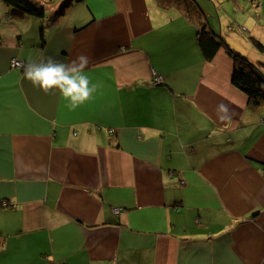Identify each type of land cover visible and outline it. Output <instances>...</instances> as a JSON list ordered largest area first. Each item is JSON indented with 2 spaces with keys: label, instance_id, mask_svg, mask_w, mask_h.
<instances>
[{
  "label": "crops",
  "instance_id": "0c3cea01",
  "mask_svg": "<svg viewBox=\"0 0 264 264\" xmlns=\"http://www.w3.org/2000/svg\"><path fill=\"white\" fill-rule=\"evenodd\" d=\"M188 1L201 18L185 0H53L43 20L0 4V264H264V105L197 41L204 21L264 72V0ZM81 55L100 86L75 110L11 66Z\"/></svg>",
  "mask_w": 264,
  "mask_h": 264
},
{
  "label": "trees",
  "instance_id": "16d2710c",
  "mask_svg": "<svg viewBox=\"0 0 264 264\" xmlns=\"http://www.w3.org/2000/svg\"><path fill=\"white\" fill-rule=\"evenodd\" d=\"M80 1L82 0H63L60 8L56 10L53 16L62 14L65 8L70 4ZM185 1L189 5L187 6L183 3V9L186 11L185 14L187 13V15L192 17L197 11L200 18L203 16L200 8H194L191 1ZM52 2L53 0H0V4H4V6L8 8V13L12 17L31 16L42 20L47 15L46 3ZM251 39L256 48L263 50V44L260 40L255 37H251ZM197 41L203 56L207 60H212L217 51L221 47H224L234 62L232 83L247 95L251 107L256 108L264 105V72L259 63L253 62L247 55L234 49L220 34L211 29L204 21H199ZM162 82L163 77L159 83ZM4 203L7 204H3L4 206H9L8 202Z\"/></svg>",
  "mask_w": 264,
  "mask_h": 264
},
{
  "label": "clouds",
  "instance_id": "9594fccd",
  "mask_svg": "<svg viewBox=\"0 0 264 264\" xmlns=\"http://www.w3.org/2000/svg\"><path fill=\"white\" fill-rule=\"evenodd\" d=\"M22 61V60H21ZM89 60L86 56H78L71 63H63L49 57L38 62L29 58L25 65L24 77L34 87L42 90L46 95L58 91L68 101V107L75 110L93 98L99 84L92 83L84 69ZM228 108L224 104L218 105V118L229 119ZM224 115H219V113Z\"/></svg>",
  "mask_w": 264,
  "mask_h": 264
},
{
  "label": "built area",
  "instance_id": "2783aa9c",
  "mask_svg": "<svg viewBox=\"0 0 264 264\" xmlns=\"http://www.w3.org/2000/svg\"><path fill=\"white\" fill-rule=\"evenodd\" d=\"M11 66L12 67H21V68H23V67H25V63L23 61L17 59V58H13L11 60ZM155 80H156L155 83H159L162 80V77L160 75H157L155 77ZM3 204L7 205L6 203H3ZM114 212L118 214L120 212V209L119 208H114Z\"/></svg>",
  "mask_w": 264,
  "mask_h": 264
},
{
  "label": "rangeland",
  "instance_id": "374dc122",
  "mask_svg": "<svg viewBox=\"0 0 264 264\" xmlns=\"http://www.w3.org/2000/svg\"><path fill=\"white\" fill-rule=\"evenodd\" d=\"M48 4H50V3H46V5H48ZM40 20H42V19H40Z\"/></svg>",
  "mask_w": 264,
  "mask_h": 264
}]
</instances>
